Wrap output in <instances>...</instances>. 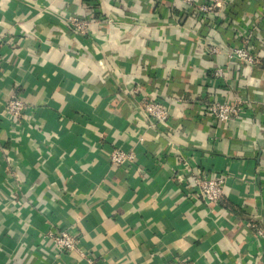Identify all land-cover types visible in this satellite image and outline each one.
I'll return each mask as SVG.
<instances>
[{"label": "crops", "instance_id": "crops-1", "mask_svg": "<svg viewBox=\"0 0 264 264\" xmlns=\"http://www.w3.org/2000/svg\"><path fill=\"white\" fill-rule=\"evenodd\" d=\"M178 4L0 0V264H264V241L245 225L264 226V23L261 63L228 64L220 89L208 72L225 55L206 56L202 39H237ZM231 7L247 24L264 0ZM143 94L170 101L168 125L141 121L130 102ZM12 95L27 106L19 126L4 113ZM219 95L246 116L200 118L196 102ZM118 146L131 161L110 162ZM180 153L223 175L218 205L197 199L182 170L186 185L176 181ZM55 228L79 233L78 249L57 256Z\"/></svg>", "mask_w": 264, "mask_h": 264}, {"label": "built area", "instance_id": "built-area-1", "mask_svg": "<svg viewBox=\"0 0 264 264\" xmlns=\"http://www.w3.org/2000/svg\"><path fill=\"white\" fill-rule=\"evenodd\" d=\"M178 1V14L181 17L185 15H193L195 20L200 24H208L212 30L217 29L219 25H227L233 32L237 43L230 45L226 49H221L216 43L210 39H202L204 45V54L209 57H214L223 53L226 63L216 66L210 64L208 76L211 81L218 84V88L222 89L225 86V72L228 64H236L246 71H249L254 66L261 63L262 54L256 51L253 47L257 31L261 24L264 23V11L261 16L254 18L249 23H243L237 17L231 14L232 0H173ZM180 17V18H181ZM74 29L82 31L85 25H81L76 20H72ZM1 42V40H0ZM239 82L245 83L246 77L240 75ZM180 103V99L176 100ZM132 108L139 114L141 121L153 127L158 124L168 125L170 121L169 107L170 101L149 99L146 94L141 95V98H134L131 101ZM197 114L215 121L216 123H227L235 118L246 116L243 101L240 99L223 98L213 96L210 100H198L195 104ZM26 104L20 100L17 95H12L11 98L4 103V113L6 116L18 119L16 125L26 120ZM181 154V153H180ZM183 154L180 155V157ZM183 157V156H182ZM181 157L182 168L175 173L176 181L186 185V178H181L182 172L192 178L193 193L196 198L202 201L207 206L218 205L223 199V191L225 180L221 173H210L206 169L189 161H185ZM133 153L124 150L121 147H114L110 153V162L116 165H121L126 161H131ZM182 170V172H180ZM246 227L253 231L254 237L258 241H264V226L255 223L252 219L246 221ZM55 246V253L62 255L70 251L78 249L81 241L79 233L70 231L69 229H51L47 233ZM169 264H191L185 260H174Z\"/></svg>", "mask_w": 264, "mask_h": 264}]
</instances>
